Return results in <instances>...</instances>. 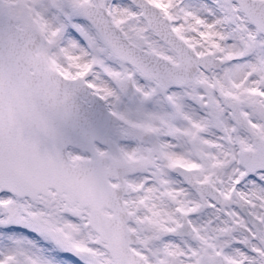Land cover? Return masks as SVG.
Here are the masks:
<instances>
[{"label":"snow or ice","instance_id":"6c2138e0","mask_svg":"<svg viewBox=\"0 0 264 264\" xmlns=\"http://www.w3.org/2000/svg\"><path fill=\"white\" fill-rule=\"evenodd\" d=\"M0 264H264V0H0Z\"/></svg>","mask_w":264,"mask_h":264}]
</instances>
